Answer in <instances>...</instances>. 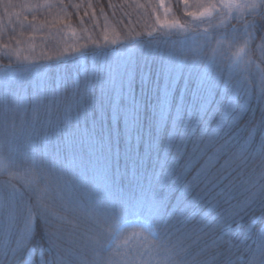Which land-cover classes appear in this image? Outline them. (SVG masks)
<instances>
[{
    "label": "snow or ice",
    "instance_id": "6c2138e0",
    "mask_svg": "<svg viewBox=\"0 0 264 264\" xmlns=\"http://www.w3.org/2000/svg\"><path fill=\"white\" fill-rule=\"evenodd\" d=\"M16 6L4 4L9 23ZM243 7L225 31L198 34L227 41L225 58L242 42L240 76L224 61L201 71L196 57L142 38L90 68L85 59L70 89L43 71L67 56L5 69L0 264H228L234 250L235 264H264V0ZM10 74L35 88L10 87ZM245 115L258 129L250 141L232 132ZM254 205L257 223L241 230ZM128 215L147 233L139 248L119 243Z\"/></svg>",
    "mask_w": 264,
    "mask_h": 264
},
{
    "label": "trees",
    "instance_id": "16d2710c",
    "mask_svg": "<svg viewBox=\"0 0 264 264\" xmlns=\"http://www.w3.org/2000/svg\"><path fill=\"white\" fill-rule=\"evenodd\" d=\"M7 2L8 0H0V88L4 86L3 76L7 68L16 69L35 63H50L57 58L67 56L68 59L59 60L43 71L50 73L58 79L62 86L66 85L70 89L80 78L85 59H87L85 62L90 68L92 60L102 61L103 55L107 53L106 49L117 48L122 42L142 38L148 45H159L161 48H166L174 37L172 34L163 36L157 32L158 29L150 25L152 20L150 14L155 0H12L17 6L7 11L9 13L19 12L20 16L17 18L12 14L11 23H9V16L5 14L4 4ZM167 3L177 20L184 25L186 20H189V15L182 8L181 1L167 0ZM20 5H30V7L22 8ZM38 5L39 7H37ZM247 12L245 11L242 15L244 16ZM190 20L192 21V19ZM33 21L39 22L32 24ZM231 22L235 24L236 20L232 19ZM195 31L194 29L193 32ZM197 31L201 32V28H197ZM18 33L26 39L24 46L15 45ZM113 33L118 36L115 45L109 44L110 41H108V37ZM105 36H107V41L104 39ZM73 41L75 42L73 43ZM141 46L143 45H137L138 48ZM73 47L76 50L83 48L81 51L105 49V52L98 53L94 57L76 56L80 51L74 54ZM203 48L205 51L207 50L205 47ZM145 51L147 52L149 49L146 47ZM16 53L26 58L24 63L16 61ZM203 53L204 51L200 50L185 49L179 53V56L183 57L188 54L196 57L197 62L201 64V71H214V63L204 62ZM150 54L158 55L159 52L153 50ZM219 54L221 59L227 61L224 58V52H219ZM243 56L246 63L245 72L248 69L249 59L247 50ZM10 77L8 85L18 88L24 93H31L36 86V81L32 78H27L23 84H19L13 74H10ZM158 90L159 84L156 85L154 91L158 92ZM95 103L99 104L103 101L98 99ZM174 103L175 101H173ZM244 119L247 123L243 127L238 125L232 129V132L235 133V139L242 140L247 137L250 141L249 132L258 135V129L252 126L253 122L248 119L247 115L244 116ZM229 134L231 135V133ZM7 175L8 173H0V178ZM256 212L255 205L249 209L250 215H246L240 221L241 230L257 223ZM134 218H136L134 215H128L125 221ZM146 235L147 233L131 229L119 239V243L122 246L126 244L131 248H139L143 245ZM191 254V252L188 253L189 256ZM238 256L239 252L234 250L226 257L228 264H235Z\"/></svg>",
    "mask_w": 264,
    "mask_h": 264
},
{
    "label": "rangeland",
    "instance_id": "374dc122",
    "mask_svg": "<svg viewBox=\"0 0 264 264\" xmlns=\"http://www.w3.org/2000/svg\"><path fill=\"white\" fill-rule=\"evenodd\" d=\"M180 1L182 3V8L187 11L189 15V20L187 19L184 25L177 20L175 14H173L172 12L171 7L168 5L167 0H164L163 6H161V0H155L150 14V18L152 19L150 25H153L155 29H158L157 32H159L163 36L167 34L174 35L171 41H169L170 44H168L166 48L173 47L178 58H180L179 53H182L183 51H185V49L204 51V53L202 54L203 61L210 64L214 63V66L216 68V65L218 63L224 61L223 59H221L219 52H225L228 46L227 41L223 42V46L217 45L215 42H213V44L209 46L201 39L198 34H203L205 31H225L230 25H233L231 21L232 19H234V17H242V14L245 11H249V9L243 7V5L252 3L253 0ZM189 13H191V15ZM190 19H192V21ZM37 22L39 21H33L31 23L33 24ZM199 27L201 28V32L197 31V28ZM194 29L196 30L195 32H193ZM17 37L18 38L15 42V45L24 46L26 43L25 37L20 33H18ZM117 37L118 36L115 33L111 34L108 37V41H110L109 44H112V40H117ZM74 42L75 41H73V43ZM203 47H205L207 50L205 51ZM243 47L244 45L242 42L240 44H237L230 50L231 53H228V57L230 58H226L227 61H224L231 66L230 71L233 73V75L236 76L242 75L246 66L243 53H245L247 49L240 52L238 56L235 55L238 49ZM82 49L83 48L76 50L73 47L72 51L75 54ZM213 49H215V51H213ZM24 60H26L25 57H23L19 53H16L17 62L24 63ZM234 61L235 63H233ZM129 222L130 223L123 224L119 227L121 230L120 238H122L131 229H135L141 233H146L141 228L136 218L129 220Z\"/></svg>",
    "mask_w": 264,
    "mask_h": 264
}]
</instances>
